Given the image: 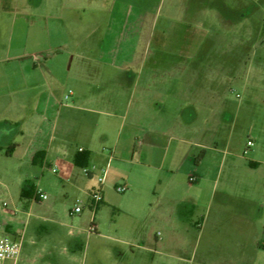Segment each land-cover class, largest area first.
I'll use <instances>...</instances> for the list:
<instances>
[{
	"label": "crops",
	"instance_id": "1",
	"mask_svg": "<svg viewBox=\"0 0 264 264\" xmlns=\"http://www.w3.org/2000/svg\"><path fill=\"white\" fill-rule=\"evenodd\" d=\"M178 1L182 17H216L226 29H234L236 13L227 0ZM45 2L52 6L59 0H0V154L17 155L34 176L57 168L53 173L75 202L62 210L54 189L46 188L49 198L35 201L38 186L28 181L25 199H11L7 210L0 209V236L22 244L19 260L4 264H264V221L255 217L248 192L234 186L240 174L231 170L221 183L219 172L200 170L205 151L218 153L220 144L204 141V125L193 123L202 112V94L201 87L194 91L188 83L198 84V76H170V71L158 74L154 69L130 76L134 61L109 64L100 57L98 65L119 73L108 75L97 68L71 77L75 64L79 72L90 68V60L49 40ZM112 9L113 14L116 7ZM49 16L59 19L53 12ZM240 17L245 20L244 13ZM182 68L187 70L180 64ZM207 111L218 114L219 107ZM220 127L217 119L209 129ZM261 134L249 132L244 148L249 140L254 144L249 156L240 159L264 163ZM180 154L192 155L196 163L185 171L183 182L176 174ZM85 155L86 163L108 168L103 201L95 210L85 207L70 216L78 198L86 202L98 187L97 179L83 176L76 165ZM191 176L196 182H190ZM118 185L128 187L121 199L112 192ZM184 185L196 197L186 199ZM86 208L90 213H84ZM105 209L117 211L116 237L101 233ZM84 237L89 246L97 240L92 251H84Z\"/></svg>",
	"mask_w": 264,
	"mask_h": 264
},
{
	"label": "rangeland",
	"instance_id": "2",
	"mask_svg": "<svg viewBox=\"0 0 264 264\" xmlns=\"http://www.w3.org/2000/svg\"><path fill=\"white\" fill-rule=\"evenodd\" d=\"M121 1L113 4L111 0H59L52 6L44 3L42 12L50 23L49 40L54 44H63L81 53L83 59L90 60V68L85 66L83 72L76 71L75 64L71 77L76 73L87 74L90 69L94 71L97 68L98 71L105 70L108 75L119 73L115 68L98 65L96 61L100 57L109 64L113 61L126 63L127 59L134 61L128 71L130 76H144L153 69L158 74L170 71L167 74L170 76L182 74L192 78L197 75L198 84L188 83V88L194 91L199 92L195 87H201L202 94L199 103L202 112L193 123L198 127L204 125V141L216 140L220 144L218 153L205 151L200 170L219 172L221 183L226 181L231 170L238 172L240 180L234 186L248 192L254 211L257 208L255 217L264 221V163L240 159L241 156H249L244 148L249 132L252 135L262 133L260 144L264 148V0H246L242 3L239 2L242 0H227L237 19L234 29L231 27L230 30L216 17H182L178 0ZM112 6L116 7L113 14ZM52 12L58 20L49 18ZM212 13L210 10V17H213ZM243 13L245 20L242 21L240 15ZM135 27L140 30L139 34L134 31ZM70 57L66 60V67ZM180 64L187 66V70H179ZM216 96L218 100L212 101V97ZM211 106L214 110L219 107V113L209 115L207 110ZM217 119L220 130L209 129ZM126 133V129H123L122 137ZM108 134L110 136L111 132ZM190 136L192 134L186 139H190ZM228 141L231 144L226 147L224 142ZM159 148L163 153L165 145L161 141ZM262 155L264 157V151ZM178 157L176 174L183 182L185 171L195 168L196 163L192 155L180 154ZM234 163L236 168L232 166ZM56 175L46 169L42 175L34 176L33 168L21 162L17 155L7 157L4 152L0 154V194L9 207L11 199H25L22 193L29 181L42 190L54 189L62 210L72 208L75 200L64 193L65 183L58 180ZM187 184L190 186L188 181ZM188 186H183L186 199L196 197ZM112 192L115 199H121L126 194L117 193L114 189ZM84 213L90 212L86 208ZM116 214L114 209H105L102 213V234L116 237ZM94 242L97 240L89 246V241L84 237V251H92ZM104 244L107 247V241Z\"/></svg>",
	"mask_w": 264,
	"mask_h": 264
},
{
	"label": "built area",
	"instance_id": "3",
	"mask_svg": "<svg viewBox=\"0 0 264 264\" xmlns=\"http://www.w3.org/2000/svg\"><path fill=\"white\" fill-rule=\"evenodd\" d=\"M69 98V96H67ZM253 141L249 140L246 145L245 153L249 152V149L253 146ZM83 148H79V152H83ZM53 172H57V168L52 169ZM80 171L83 176L87 178L95 177L98 182V187L94 189L90 195L89 199L84 202L82 200H77V203L74 209L70 212V216H76L81 214L85 207H89L92 210H95L96 206L103 201V192L102 186L105 184L108 168L107 166L100 167L98 164H88L87 166L81 167ZM191 183L196 182L197 178L195 176H191L189 178ZM128 190L126 185H118L115 188L117 193H125ZM0 194V209L7 210L9 208V203L2 197ZM49 198V194L44 192L39 187H36L33 199L35 201H46ZM18 213L17 210H14V214ZM92 232V230H91ZM22 252V244L21 241L14 240L12 237L8 235L0 236V264H4V262L8 260H13L17 262Z\"/></svg>",
	"mask_w": 264,
	"mask_h": 264
},
{
	"label": "trees",
	"instance_id": "4",
	"mask_svg": "<svg viewBox=\"0 0 264 264\" xmlns=\"http://www.w3.org/2000/svg\"><path fill=\"white\" fill-rule=\"evenodd\" d=\"M82 153V152H81ZM86 155L82 158H77V160H76V165L77 166H81V167H84V166H87L88 165V163H86ZM22 196L23 197H26L27 195L25 194V190H23V193H22Z\"/></svg>",
	"mask_w": 264,
	"mask_h": 264
}]
</instances>
